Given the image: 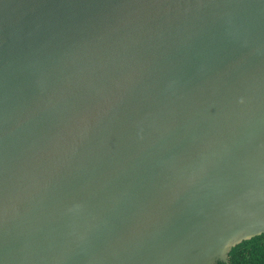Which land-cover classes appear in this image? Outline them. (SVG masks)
<instances>
[{"label": "water", "instance_id": "obj_1", "mask_svg": "<svg viewBox=\"0 0 264 264\" xmlns=\"http://www.w3.org/2000/svg\"><path fill=\"white\" fill-rule=\"evenodd\" d=\"M264 233V0H0V264H214Z\"/></svg>", "mask_w": 264, "mask_h": 264}, {"label": "trees", "instance_id": "obj_2", "mask_svg": "<svg viewBox=\"0 0 264 264\" xmlns=\"http://www.w3.org/2000/svg\"><path fill=\"white\" fill-rule=\"evenodd\" d=\"M214 264H264V233L236 244L226 261L217 260Z\"/></svg>", "mask_w": 264, "mask_h": 264}]
</instances>
